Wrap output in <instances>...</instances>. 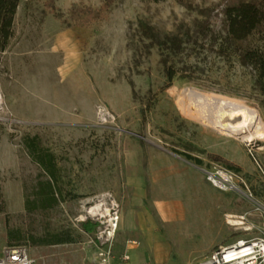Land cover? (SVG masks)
Instances as JSON below:
<instances>
[{
    "label": "rangeland",
    "instance_id": "obj_1",
    "mask_svg": "<svg viewBox=\"0 0 264 264\" xmlns=\"http://www.w3.org/2000/svg\"><path fill=\"white\" fill-rule=\"evenodd\" d=\"M190 1L211 17L116 0L78 26L69 9L102 0L19 1L0 52V258L23 246L32 264H99L106 248V264H193L264 237V140L215 124L222 99L264 117V92L226 40L224 0ZM34 150L52 154L54 180ZM213 166L238 174V190L212 186Z\"/></svg>",
    "mask_w": 264,
    "mask_h": 264
},
{
    "label": "trees",
    "instance_id": "obj_2",
    "mask_svg": "<svg viewBox=\"0 0 264 264\" xmlns=\"http://www.w3.org/2000/svg\"><path fill=\"white\" fill-rule=\"evenodd\" d=\"M19 1L0 0V52L6 48L13 35L14 18ZM115 1L102 0L98 7L75 6L70 8L68 13L75 25H87L101 18ZM175 1L185 7L193 8L206 18L211 17L212 11L201 8L197 3L190 0ZM219 14L226 40L233 47L240 63L253 70L254 83L264 92V0H224ZM139 25L145 33H152L151 28L144 22L140 21ZM34 152L35 160L54 180L55 165L52 154L36 150ZM196 162L200 163V160L196 159Z\"/></svg>",
    "mask_w": 264,
    "mask_h": 264
},
{
    "label": "built area",
    "instance_id": "obj_3",
    "mask_svg": "<svg viewBox=\"0 0 264 264\" xmlns=\"http://www.w3.org/2000/svg\"><path fill=\"white\" fill-rule=\"evenodd\" d=\"M204 173L208 182L222 191H236L242 181L238 174L222 166H213L209 170H205ZM239 218L243 223L244 216H239ZM111 219L113 221L110 220V226L98 236L102 245L110 241V236L113 235L117 226L118 215L115 214ZM131 243L135 244L134 241ZM3 252L0 264H32V259L29 258L27 250L23 246L6 247ZM110 257V250L103 248L99 252V264H106ZM129 259L130 253L125 251L122 254V260L128 261ZM137 264H149V262L143 260ZM193 264H264V237L240 238L234 242L219 245L203 259Z\"/></svg>",
    "mask_w": 264,
    "mask_h": 264
},
{
    "label": "bare ground",
    "instance_id": "obj_4",
    "mask_svg": "<svg viewBox=\"0 0 264 264\" xmlns=\"http://www.w3.org/2000/svg\"><path fill=\"white\" fill-rule=\"evenodd\" d=\"M220 105L215 124L221 130L235 135L243 133L242 137L248 141L264 140V117L259 111L250 110L228 99H222ZM180 108L186 112L183 103H180ZM107 215L110 216L108 213ZM110 220L113 221L111 218Z\"/></svg>",
    "mask_w": 264,
    "mask_h": 264
},
{
    "label": "crops",
    "instance_id": "obj_5",
    "mask_svg": "<svg viewBox=\"0 0 264 264\" xmlns=\"http://www.w3.org/2000/svg\"><path fill=\"white\" fill-rule=\"evenodd\" d=\"M140 216V222H139V225L140 226H145L144 224H146V220L144 218V215L143 214H139ZM138 220V221H139ZM207 251V248L204 249L203 251V255L204 253ZM131 255V254H130ZM167 254H165V252H163L162 250L158 249L157 247H154L152 248V256H153V260L156 262V261H159V260H163L165 259ZM143 260H150V258L147 256L145 257Z\"/></svg>",
    "mask_w": 264,
    "mask_h": 264
}]
</instances>
